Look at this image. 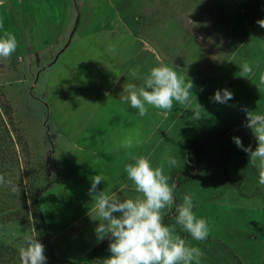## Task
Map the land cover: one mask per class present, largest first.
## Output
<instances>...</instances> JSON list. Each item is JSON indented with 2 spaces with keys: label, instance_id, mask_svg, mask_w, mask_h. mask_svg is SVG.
Listing matches in <instances>:
<instances>
[{
  "label": "rangeland",
  "instance_id": "obj_1",
  "mask_svg": "<svg viewBox=\"0 0 264 264\" xmlns=\"http://www.w3.org/2000/svg\"><path fill=\"white\" fill-rule=\"evenodd\" d=\"M260 19L264 5L252 17L234 0H0V35L10 31L19 44L10 58H0V112L3 102L11 104L22 136L14 145L18 155L0 162V174L11 181L0 185V264H20L19 249L33 226L47 264H68L48 247L31 195L59 177L56 163L46 162L49 156L70 169L64 163L69 144L92 143L86 139L92 136L113 137L121 145L126 139L145 143L153 167L162 165L166 175L187 171L181 175L191 176L189 181L169 183L175 182L179 203L191 195L193 212L208 222V237L198 241L204 253L199 264H264L259 161L254 166L232 139L257 147L245 126V110L264 113ZM244 62L253 71L242 77ZM161 64L190 79L193 94L184 105L174 101L171 111L149 106L140 117L124 99V89L141 85ZM225 88L234 98L214 102L215 91ZM198 104L201 118L196 120ZM204 134L196 152L192 142ZM170 157L177 159L176 166L169 164ZM175 217L167 225L189 244L190 233Z\"/></svg>",
  "mask_w": 264,
  "mask_h": 264
},
{
  "label": "clouds",
  "instance_id": "obj_2",
  "mask_svg": "<svg viewBox=\"0 0 264 264\" xmlns=\"http://www.w3.org/2000/svg\"><path fill=\"white\" fill-rule=\"evenodd\" d=\"M264 28V19L257 21ZM3 21L0 20V29ZM19 47L18 39L10 31L0 35V58L8 59ZM242 77L251 74L253 69L244 62L241 66ZM138 69L132 70V75L137 76ZM264 80V77L261 78ZM193 83L187 77L178 75L174 66L161 64L153 67L144 77L141 85L127 84L124 97L130 107L135 109L140 117L148 114L149 106L156 109H173V102L181 105L189 101ZM234 98L228 89H218L211 99L220 104H227ZM198 104L193 110V119H200L201 113ZM246 111L247 121L245 126L250 128L257 140L255 150L249 145L245 147L240 137L232 139L236 146L249 155V161L258 165L259 183L264 185V115ZM131 148L133 141L126 139L122 145ZM169 164L177 165L175 157L169 158ZM128 180L134 185L137 195L122 198L118 190H98V185L106 181V177L97 174L92 177L89 194L93 200V211L98 225L94 229L97 241L109 240L108 251L110 255L95 264H199L204 255L202 250L189 246L184 238L176 235L175 226L169 227L164 223L163 210L173 205L175 182L169 183L170 175H166L163 166L153 167L148 157L135 158L134 163L125 165ZM11 184L5 176L0 174V185ZM15 190V189H13ZM193 198L189 194L183 196V203L176 208V224L190 233L191 238L203 241L209 235V225L206 219L197 218L193 212ZM29 222L34 225V220L29 213ZM24 245L19 249L20 264H47L45 245L38 239V234L33 226L32 235L24 237Z\"/></svg>",
  "mask_w": 264,
  "mask_h": 264
},
{
  "label": "crops",
  "instance_id": "obj_3",
  "mask_svg": "<svg viewBox=\"0 0 264 264\" xmlns=\"http://www.w3.org/2000/svg\"><path fill=\"white\" fill-rule=\"evenodd\" d=\"M92 129L98 130L95 125ZM86 139L92 143L71 141L70 154L67 159L63 158L64 163L72 167H63L62 160H56L59 179L40 197L55 255L75 264H95L110 255L109 240L98 242L94 232L99 221L93 220L97 217L89 194L92 177L97 174L106 177V181L98 185V190H118L122 198L132 197L137 193L127 178L125 165L134 163L140 156L149 158L142 148L145 143L125 148L113 137L100 140L92 136V139ZM189 246L199 248L200 243L192 239Z\"/></svg>",
  "mask_w": 264,
  "mask_h": 264
},
{
  "label": "trees",
  "instance_id": "obj_4",
  "mask_svg": "<svg viewBox=\"0 0 264 264\" xmlns=\"http://www.w3.org/2000/svg\"><path fill=\"white\" fill-rule=\"evenodd\" d=\"M240 3V5H242L243 7H245L248 11V13L250 14V16L254 17L255 15H258L259 12H261L263 5H264V0H234ZM3 107H2V111L0 112V162H8L9 160H12V158H14V156L18 155L17 149L14 146L16 143H21V133L20 130L18 129L16 122L14 120V116H13V108L11 106V104L9 102H3L2 103ZM261 115H264L261 114ZM11 127L13 129H11ZM224 130H221V132H223ZM216 132V131H215ZM13 135H15L16 137H13ZM207 134H204L202 137L200 138H196L193 140L191 148L193 150H195L196 152H199L200 146L202 145V141L204 138H206ZM15 139H18L15 140ZM197 143H200L199 145ZM9 144V145H8ZM4 146V148H3ZM6 148V149H5ZM51 154V153H50ZM49 160H53L56 163V159L54 158V156H49L46 159V162ZM193 168V165L192 167ZM183 172H187L184 170H175L171 173V180L172 179H179V183H184L187 182L191 179V176H185L183 177L181 174H183ZM59 174V171H58ZM59 179V177H58ZM58 179L53 180L52 182L47 183L44 187H41L37 193H35L34 195H31V199H32V206L35 209V213L39 215V225L43 231V235H44V239L45 241L48 243V247L50 248L51 251L54 252L53 249V245L51 244V233L50 230L46 224V220H45V216L41 207V203H40V197L41 195L48 190L49 188H51L54 183L56 181H58ZM179 200L176 197L175 191H174V206L173 208H171V210L169 212H167L164 215V223L167 225V222L169 220V218L172 215L177 214L176 212V208L177 205H179ZM55 258L63 263H68V264H75L70 260H61L59 259L55 253H54ZM83 264H87V263H83Z\"/></svg>",
  "mask_w": 264,
  "mask_h": 264
}]
</instances>
